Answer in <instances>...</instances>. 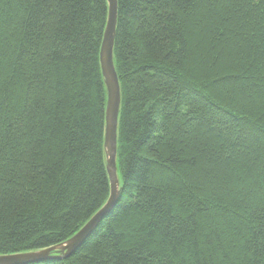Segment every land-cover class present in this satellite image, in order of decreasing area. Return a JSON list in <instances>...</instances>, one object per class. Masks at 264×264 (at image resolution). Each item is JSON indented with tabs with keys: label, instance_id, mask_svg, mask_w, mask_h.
Here are the masks:
<instances>
[{
	"label": "trees",
	"instance_id": "obj_1",
	"mask_svg": "<svg viewBox=\"0 0 264 264\" xmlns=\"http://www.w3.org/2000/svg\"><path fill=\"white\" fill-rule=\"evenodd\" d=\"M117 2L124 186L69 258L34 264H264V0ZM91 8L0 0V231L23 238L15 253L65 242L108 199V12L97 32Z\"/></svg>",
	"mask_w": 264,
	"mask_h": 264
},
{
	"label": "water",
	"instance_id": "obj_2",
	"mask_svg": "<svg viewBox=\"0 0 264 264\" xmlns=\"http://www.w3.org/2000/svg\"><path fill=\"white\" fill-rule=\"evenodd\" d=\"M118 2L113 0L107 14V22L99 52V64L106 92L105 123H104V152L108 179L115 171L117 175V127L121 104V92L118 76L113 60V47L117 25ZM118 176V175H117ZM120 188L116 187L112 197L108 196L107 204L103 206L82 226V228L65 242L42 249L16 253L4 257L0 264H34L51 260L69 258L94 231L99 223L112 211L120 198Z\"/></svg>",
	"mask_w": 264,
	"mask_h": 264
},
{
	"label": "snow or ice",
	"instance_id": "obj_3",
	"mask_svg": "<svg viewBox=\"0 0 264 264\" xmlns=\"http://www.w3.org/2000/svg\"><path fill=\"white\" fill-rule=\"evenodd\" d=\"M113 3V0H91L92 4V18L93 20L98 21L95 24V30L98 32L101 28L105 27L104 24V15L107 13L111 5ZM75 52L79 55L88 56L90 53L94 55V48H86L84 44H81L78 49H75ZM124 176L123 174L121 176H117L115 171H113V175L108 181L107 187L103 189L98 195H102L104 191H107L108 196L111 198L113 191L116 187L122 189ZM109 201H105V204H107ZM23 243V238L17 237L11 234H5L4 232L0 231V261L4 260V257L7 255H13L15 253V249L19 247ZM30 247H35V245H32L31 242H29ZM37 251H43L42 249H37Z\"/></svg>",
	"mask_w": 264,
	"mask_h": 264
}]
</instances>
